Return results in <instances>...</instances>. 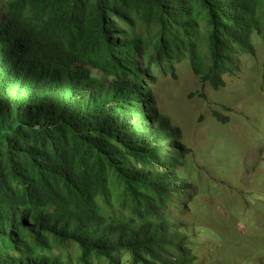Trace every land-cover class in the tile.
I'll list each match as a JSON object with an SVG mask.
<instances>
[{
    "label": "trees",
    "instance_id": "1",
    "mask_svg": "<svg viewBox=\"0 0 264 264\" xmlns=\"http://www.w3.org/2000/svg\"><path fill=\"white\" fill-rule=\"evenodd\" d=\"M252 32L264 34V0H10L0 264H66L68 243L77 264H194L175 214L186 148L155 109L154 73L186 59L217 90L253 54Z\"/></svg>",
    "mask_w": 264,
    "mask_h": 264
},
{
    "label": "rangeland",
    "instance_id": "2",
    "mask_svg": "<svg viewBox=\"0 0 264 264\" xmlns=\"http://www.w3.org/2000/svg\"><path fill=\"white\" fill-rule=\"evenodd\" d=\"M9 2L0 0V14ZM250 43L253 54H237L217 90L186 59L154 73L155 109L186 148L175 174L189 198L175 214L194 264H264V34L252 32ZM61 253L77 264L72 243ZM121 262L132 264L127 253Z\"/></svg>",
    "mask_w": 264,
    "mask_h": 264
}]
</instances>
